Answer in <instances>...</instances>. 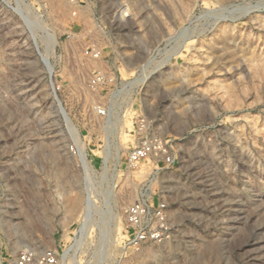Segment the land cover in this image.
<instances>
[{"label": "rangeland", "instance_id": "374dc122", "mask_svg": "<svg viewBox=\"0 0 264 264\" xmlns=\"http://www.w3.org/2000/svg\"><path fill=\"white\" fill-rule=\"evenodd\" d=\"M0 264H264V0H0Z\"/></svg>", "mask_w": 264, "mask_h": 264}, {"label": "bare ground", "instance_id": "6f19581e", "mask_svg": "<svg viewBox=\"0 0 264 264\" xmlns=\"http://www.w3.org/2000/svg\"><path fill=\"white\" fill-rule=\"evenodd\" d=\"M87 209V208H86Z\"/></svg>", "mask_w": 264, "mask_h": 264}]
</instances>
